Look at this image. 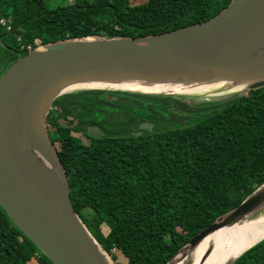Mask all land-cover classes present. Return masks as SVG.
I'll use <instances>...</instances> for the list:
<instances>
[{"label": "trees", "instance_id": "1", "mask_svg": "<svg viewBox=\"0 0 264 264\" xmlns=\"http://www.w3.org/2000/svg\"><path fill=\"white\" fill-rule=\"evenodd\" d=\"M65 1L0 0L10 27L0 25V76L28 43L165 33L206 21L232 0ZM47 123L75 212L124 264H167L264 183V87L221 102L82 90L56 98ZM142 123L152 129L137 136ZM88 126L104 135L88 137ZM0 264H52L1 207ZM232 264H264V238Z\"/></svg>", "mask_w": 264, "mask_h": 264}, {"label": "water", "instance_id": "2", "mask_svg": "<svg viewBox=\"0 0 264 264\" xmlns=\"http://www.w3.org/2000/svg\"><path fill=\"white\" fill-rule=\"evenodd\" d=\"M0 47L7 49L1 41ZM217 83L243 87L238 97L264 87V0H232L206 21L165 33L91 36L37 46L0 76V207L52 264H116L72 206L68 172L49 135L53 101L92 89L188 101L191 95L134 88ZM152 126L140 124L136 135ZM86 135L100 138L104 133L88 126ZM262 206L264 183L194 235L167 264Z\"/></svg>", "mask_w": 264, "mask_h": 264}, {"label": "bare ground", "instance_id": "3", "mask_svg": "<svg viewBox=\"0 0 264 264\" xmlns=\"http://www.w3.org/2000/svg\"><path fill=\"white\" fill-rule=\"evenodd\" d=\"M124 88L125 86H116ZM136 90L191 96L224 97L244 93L241 86L231 83L191 86H137ZM264 237V206L245 219L224 226L202 239L193 249H184L172 264H228L244 250Z\"/></svg>", "mask_w": 264, "mask_h": 264}, {"label": "rangeland", "instance_id": "4", "mask_svg": "<svg viewBox=\"0 0 264 264\" xmlns=\"http://www.w3.org/2000/svg\"><path fill=\"white\" fill-rule=\"evenodd\" d=\"M47 1H48V4L50 5V7H55L57 5H64V4L67 3L65 0H54V1L53 0L52 1L51 0H47ZM71 1L72 0H68V2H71ZM143 1L144 0H130V3L131 4H139V3L143 2ZM37 6H38L39 9H41V4L40 3H38ZM243 95H246V94H243ZM236 97H238V95L232 94V95H227V96H224V97H217V98H211V97H208V96H191L190 98H193V99H196V100H199V101H218V102H221V101L233 100ZM80 138H81L82 142H86L85 138H83L82 136H80ZM85 214L87 215V213H85ZM111 254L114 255V257H116V260L111 258L114 263L118 262L120 264H124V260L121 257V255L119 254L118 250H116V249L112 250Z\"/></svg>", "mask_w": 264, "mask_h": 264}, {"label": "built area", "instance_id": "5", "mask_svg": "<svg viewBox=\"0 0 264 264\" xmlns=\"http://www.w3.org/2000/svg\"><path fill=\"white\" fill-rule=\"evenodd\" d=\"M0 25L2 27H5L6 30L9 31L10 27L6 24V21L3 20V19H0ZM37 46H39L38 44H36L35 46H33L32 44H25V45H22L21 46V50H24V51H27L28 52H31L33 49H35Z\"/></svg>", "mask_w": 264, "mask_h": 264}]
</instances>
